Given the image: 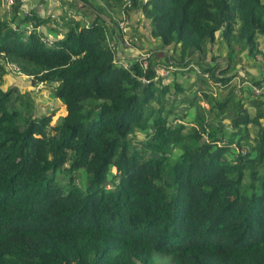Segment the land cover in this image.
I'll list each match as a JSON object with an SVG mask.
<instances>
[{
  "label": "trees",
  "instance_id": "16d2710c",
  "mask_svg": "<svg viewBox=\"0 0 264 264\" xmlns=\"http://www.w3.org/2000/svg\"><path fill=\"white\" fill-rule=\"evenodd\" d=\"M96 1L92 21H63L52 39L34 11L17 17L27 26L0 19V83L12 65L33 87L53 84L64 111L55 123L54 111L32 114L28 92L0 88V264H155V254L170 264H264V101L250 116L239 97L227 131L204 118L182 126L176 88L152 71L166 65L162 51L121 67L103 17L139 10L175 68L219 33L225 67L200 70L214 86L234 76L225 75L235 52L260 53L264 0ZM233 98L231 89L222 101L203 94L217 119ZM249 123L255 142L241 153Z\"/></svg>",
  "mask_w": 264,
  "mask_h": 264
},
{
  "label": "rangeland",
  "instance_id": "374dc122",
  "mask_svg": "<svg viewBox=\"0 0 264 264\" xmlns=\"http://www.w3.org/2000/svg\"><path fill=\"white\" fill-rule=\"evenodd\" d=\"M89 1L91 2L90 5H88L89 7L88 8H86V7L82 8V7L78 6L79 4L75 3L74 0H28V1L19 5L18 10H17V14H16L17 16L15 17L12 14L14 11V7H13L14 4L7 7L3 3V0H0V19H4L7 21L13 20L12 23L14 25L18 24V25H22V26L23 25L27 26L28 24L25 25V24H21V22L18 23L17 17H20V16H22L25 13L30 12V11H34V12L37 11V13H36L37 15H39V16L41 15L40 17H44L47 19V22L44 25L40 26V31L42 29L43 33H46L45 28H55V27L56 28L60 27L63 30L64 29L63 28V21H69V20L71 21V19H74V20L77 19L83 24H87L88 22L92 21L93 14H90V8H95L97 6L96 3H98V2L96 0H89ZM69 13L71 14L70 17L68 16ZM103 17L106 19V21L108 23L112 22L111 26H110V24L107 23L109 25L108 29L109 30L112 29V31H110V33L109 32L106 33V36L109 39V40L107 39L108 42L114 41L112 44L115 45L116 44L115 41L117 38L115 37L114 33H117L118 39H120V36L126 38V41L129 42V45H130L129 48L134 49V47L136 45L137 48L140 47L141 51L146 49L147 50L146 54L149 51H154V50L160 49L163 53L162 58H163V60L165 59V63L167 64L168 62H170L167 59V57L169 56L167 53V48L164 46H160L159 42L150 36L148 20L143 18V16L139 12V10H136V9L132 10L131 9L127 13H125L124 11H121V9L118 10L117 7H113L111 10L108 11V13L104 14ZM121 21H125V25L123 26V28L119 29L118 25L120 24ZM113 29L115 32L113 31ZM119 33H120V35H119ZM58 35H60V34H58ZM130 35H131V37H128ZM137 36L142 37L143 39L142 40H139V39L136 40ZM133 37H135V38H133ZM145 37H147V38H145ZM49 39H52V37ZM257 39H258V49H259L260 53L257 52V53H254L252 55H248L246 53H243L239 57L238 53L235 52L234 55H236L238 57L239 61L236 65V69L227 72L228 74H233L234 76H237L239 78V80H243V77L245 76V74H247V72L246 71L243 72L242 69L248 68V70H250L253 73L252 74L253 76L250 78V79H253L252 82L255 81V82H257V84H260V82H264V56H263V54H264V39L262 37H259ZM135 41H137V43H135ZM221 42H222V40L220 39L219 33H217L216 38L213 41V43L210 44V46H208V50L210 51V56H207L206 59L209 58L212 63L215 60V58H217V56L223 57V55L225 54V52L223 50L224 48L222 46L223 43H221ZM155 43H157V45ZM121 47H125V46L121 45ZM223 52H224V54H221ZM114 56H115V52L113 53V57ZM224 57H225V55H224ZM114 59H115V57H114ZM170 63H168V64H170ZM206 63H207V61L205 60V63H203V64H206ZM190 64L193 65L194 67H196L197 69L201 70L202 66H199L200 65L199 60H192L190 62ZM208 64L210 65L209 61H208ZM217 64L218 63L216 62L215 65H217ZM172 67H174V64L172 65ZM223 67H225V66H223ZM178 70H180L181 73H184V74L186 73L185 75L190 74V76H192V77L193 76H199L190 69H187V70H182V69L170 70L169 74L165 78H163V80H162L170 88H171V85L174 83V80L176 79L174 76L179 72ZM8 72H10L9 76L7 77V75H6L3 77V79L1 80V83H0V88L2 90L11 88V89H14L18 92H20V91L21 92H23V91L28 92L31 96L34 97L33 98V100H34L33 106H32V114H34V115H39L38 113H41L42 109H45L44 112H47L46 114H48L49 112L47 110V106L49 107L50 103H52L50 105V107H55L53 110L54 116L52 118L53 119L52 121L55 123H58L60 116H62L64 114L63 105L59 100H58L59 102L58 101H57V103L55 102V98L52 95L53 89H52V87L49 86L50 84H45V86H42V87H38V86L33 87L32 85H30L28 78H25V76L23 77L22 75H18L17 73L11 72V71H8ZM201 79H204V78H201ZM244 79H249V77L248 78L244 77ZM250 79L248 81H251ZM15 85H17V87ZM215 88H218V87H215ZM233 88H230V89L234 93V98L229 101V104L226 106L227 108L224 111L219 113L220 119H217L218 115L216 113L209 110L210 104L208 103V101L205 100L203 102V104H198L196 99H195V97L198 99L197 94L194 95L193 97L189 96V94H188V97H187L186 93L181 92L178 89H177V93H178L179 97H182V98L178 99L177 104H179L180 102L182 104H180L178 106L179 111H177V112L184 113V115H186L188 113L187 109L192 108L193 104H194V108L192 110H190V112H191L190 116L193 115L191 121L193 119H197V120L202 121V119L204 118L203 120L205 121V123H210L211 126H214L215 124H219L220 122H222V124H224V129H226V131H227L228 127L230 128V126L228 125V122H229V120L232 119L235 111H237L238 104H240V102L237 103L239 101V97L237 96L235 88L234 89ZM227 91L224 94V96H219V100L222 101L226 97ZM196 92L201 94V92L199 90ZM46 93H48V95H49L48 98H45ZM15 94H16V92L14 91L11 94V99L14 98L13 96ZM239 95L241 96L240 91H239ZM214 96L215 95H212V97H214ZM254 100H256L254 103L251 100H249L247 103H250V104H246L247 107L243 106L244 105L243 102H242L243 104L242 103L240 104L242 107H245L247 109L250 116L254 115V111H255L254 105L257 103V99H254ZM258 100L264 101V96H262V98L258 99ZM54 102H55V104H54ZM213 113H214V115H213ZM22 115H23V113H22ZM184 118L185 117H183L182 120H177L176 122L181 123V124H183L182 126L186 127L188 122H185ZM212 119H214V120H212ZM246 130H247L246 134H244V136L239 137V139H241V140H239L241 153H245L246 151H248L252 147L253 143L255 142V137H256L255 127L251 123H249L246 125ZM244 133H245V131H244ZM235 148H236V144H231L230 150H228V152L225 153L223 158L228 159V160L232 159V157L235 155V153H234ZM76 174H77L76 175L77 185L82 186L83 183H85V181H86L85 174L82 171H79ZM155 264H170L169 258L155 254Z\"/></svg>",
  "mask_w": 264,
  "mask_h": 264
},
{
  "label": "crops",
  "instance_id": "0c3cea01",
  "mask_svg": "<svg viewBox=\"0 0 264 264\" xmlns=\"http://www.w3.org/2000/svg\"><path fill=\"white\" fill-rule=\"evenodd\" d=\"M36 13H37V11H35ZM41 16V15H40ZM52 21V20H51ZM55 26V25H54ZM46 29V33H43V31H42V29H41V32L46 36V37H48V38H54L56 35L58 36V33H59V30H61V28L59 27V28H52V30L51 29H49V28H45ZM138 32V31H137ZM136 32V33H137ZM114 35H115V37L117 38L116 39V41H117V45H116V49H115V62H117V63H130L134 58H137V57H139V56H142V55H144V54H146V49L145 50H143V51H141V49H140V47L139 48H137V46L135 45V47H134V49L133 48H125V47H121V42L119 41V39H118V35H117V33H114ZM133 35V34H132ZM128 37H131V35L130 36H128ZM106 38H107V36H106ZM133 38H135V37H133ZM145 38H147V37H145ZM108 39V38H107ZM137 39H139V40H142L143 38L142 37H139V36H137L136 37V40ZM135 43H137V41H135ZM156 45H157V43H155ZM159 48V47H158ZM177 49V48H176ZM160 50V49H159ZM224 50V52H225V49H223ZM222 50V51H223ZM171 50H169V52H170ZM150 52V51H149ZM149 52H147V53H149ZM224 52L223 53H221V54H224ZM143 53V54H142ZM214 54V53H213ZM215 55V54H214ZM213 55V56H214ZM225 55V54H224ZM224 55H223V57H218L217 56V58H215V60L213 61V63L211 62V60L208 58V59H206L207 58V56H210V51L209 50H207L204 54H202V56H198L197 54H195V53H193V52H191V50H189L188 51V56H189V58H190V60L192 61V60H199L200 61V65L199 66H202L201 68H204V67H210V66H212V65H215V63L217 62L218 63V65L220 64V67H222L223 65H224V63H223V58H224ZM167 59H168V57H167ZM205 60L207 61V63L206 64H203V63H205ZM161 61H163V62H165V59L163 60V58H162V56H161ZM202 61V62H201ZM208 61H209V63H210V65L208 64ZM222 61V62H221ZM8 71H11V72H14V71H12V70H10V69H7L6 68V73L2 76V79H3V77L4 76H6L7 75V77L9 76V73L10 72H8ZM179 72L174 76L176 79L174 80V83L171 85V88H176V90L178 89V90H180L181 92H184V93H186L187 94V97H188V94H189V96H191V97H193L194 95H198L197 97H198V99L195 97V99H196V101H197V103L198 104H203V102H204V99H203V94H205L206 93V95H215L214 97H217V98H219V96H224V94L226 93V91L228 90V89H230V88H235V90H237L236 89V82L239 80V78L237 77V76H232L231 78H230V80H228L227 82H225V83H222L223 84V86H222V88H215L214 86H213V84L211 83V80H210V78H209V80H204V79H201L199 76H190V74L189 75H185L184 73H181V71L180 70H178ZM242 71L244 72V71H246L247 72V74H245V76L244 77H246V78H248L249 77V79L253 76L252 74V72L250 71V70H248V68H243L242 69ZM16 73V72H15ZM230 75H232V74H228V73H226V75L225 76H230ZM23 76V75H22ZM24 77V76H23ZM244 77H243V79H244ZM26 78V77H25ZM251 80V79H250ZM253 80V79H252ZM251 80V81H252ZM240 81H242V80H240ZM30 82V81H29ZM255 82V81H254ZM257 83V82H256ZM260 84L261 85H264V82H260ZM234 85V86H233ZM16 87H17V85H15ZM38 87H42V86H45V84H38L37 85ZM37 86H35V87H37ZM50 87H52V89H53V84H50L49 85ZM233 88V89H234ZM201 89V90H200ZM200 91L201 92V94H199L198 92H196V91ZM191 91V92H190ZM239 91L241 92V96L239 95V94H237V96L238 97H240V99L242 100V102L244 103V106L245 107H247L246 106V104H250V103H247L249 100H251V101H253V99L254 98H252V96H251V94H250V91H249V89L246 87V86H243V85H241L239 88H238V90L236 91L237 93H239ZM21 92V91H20ZM24 92V91H23ZM190 92V93H189ZM228 92V91H227ZM48 93H46V95H45V98H48ZM176 96H177V101H178V99H180V98H182V97H179V95H178V93H176ZM262 97H260V99H261ZM57 101L58 100H56L55 99V102L57 103ZM177 101H176V104H177ZM55 102H54V104H55ZM59 102V101H58ZM52 103H50V105H51ZM180 104H182L181 102L179 103V104H177V106H176V111H179V109H178V106L180 105ZM50 105H49V107L47 106V110H48V112L49 111H53L54 110V108L55 107H50ZM188 106V105H187ZM254 107H255V105H254ZM194 108V104H193V107L192 108H190V109H187V114L185 115V121H191V119H192V117H193V115L192 116H190V114H191V112H190V110H192ZM45 111V109H42V111H41V113H47V112H44ZM41 113H38V114H41Z\"/></svg>",
  "mask_w": 264,
  "mask_h": 264
},
{
  "label": "built area",
  "instance_id": "2783aa9c",
  "mask_svg": "<svg viewBox=\"0 0 264 264\" xmlns=\"http://www.w3.org/2000/svg\"><path fill=\"white\" fill-rule=\"evenodd\" d=\"M26 1H28V0H3V3L5 4V6L8 7V6L13 5L15 2H19L20 4H22V3L26 2ZM122 1H123L122 8H125L126 6H128L130 4V0H122ZM124 25H125V21H121L120 24L118 25V28L121 29V28H123ZM14 26H15L14 24H11L12 28H14ZM119 35H120V33H119ZM108 40H107L108 48L110 49V51H112L114 53L115 49H116L117 41H115L116 44L113 45L112 43L114 41L108 42ZM119 41L121 42V45L125 46V48L130 47L129 42L126 41V38L120 36ZM146 55L147 54H144L141 57H145ZM117 64L120 65L121 67L125 68V69H128L130 63L126 62V63H117ZM146 66H147V63H146L145 60H143L142 63H141V67L142 68H146ZM6 68L10 69V70L14 69V67L12 65H9V66L7 65ZM174 69L175 70L176 69H182V70L190 69L194 73L199 75L200 77H203V78H207L208 77L206 73H202L199 69H197L196 67H194L191 64L187 65V66H185L183 68H174V67H172L171 64H166L164 66L152 67V71L154 73V77L159 78L161 80H163V78H165L169 74L170 70H174ZM248 80L249 79H243L242 81L238 80L236 82V89L238 90V88L241 85H243V86H246L249 89L252 98L256 99V98H260V97L264 96V85L257 84L256 82L254 83V82L248 81ZM222 86H223V84L220 83V82H215L214 83V87L222 88ZM237 94H239V93H237Z\"/></svg>",
  "mask_w": 264,
  "mask_h": 264
}]
</instances>
